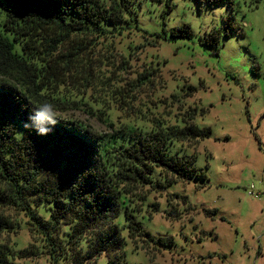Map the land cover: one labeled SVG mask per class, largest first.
Here are the masks:
<instances>
[{"label":"trees","instance_id":"trees-1","mask_svg":"<svg viewBox=\"0 0 264 264\" xmlns=\"http://www.w3.org/2000/svg\"><path fill=\"white\" fill-rule=\"evenodd\" d=\"M138 1L143 0H0V264L39 257L49 264H132L125 258L127 239L149 240L156 247L164 242L140 220L146 206L158 207L149 200L151 191L204 177L181 148L183 142L210 134L192 116L173 123L156 116L117 124L102 109L56 88L74 64L80 66L75 72L88 71L89 61L79 51L94 39L132 26L149 45L167 39L168 34L139 26ZM164 4L162 14L171 7L169 0ZM227 28L234 31L228 23L225 34ZM219 34V29L211 30L201 42L218 46ZM169 35L193 33L183 23L170 28ZM157 69L148 65L135 80L151 84ZM44 102L60 112L86 105L108 133L60 115L46 136L24 128ZM22 226L30 235L26 245L2 237Z\"/></svg>","mask_w":264,"mask_h":264},{"label":"rangeland","instance_id":"rangeland-1","mask_svg":"<svg viewBox=\"0 0 264 264\" xmlns=\"http://www.w3.org/2000/svg\"><path fill=\"white\" fill-rule=\"evenodd\" d=\"M169 3L164 14V0L135 4L139 26L168 34L167 39L149 45L134 26L94 39L79 51L89 61L88 71L75 72L80 66L74 64L56 88L102 109L117 124L156 116L173 123L192 116L196 125L210 128L208 137L181 146L204 177L151 191L149 200L158 207L146 206L140 220L164 242L156 247L149 240L127 239L129 262L264 264V2ZM183 23L193 35L172 38L170 28ZM228 23L234 31L227 28L225 34ZM218 29V46L201 42L205 33ZM148 65L157 66V72L151 84H139L135 79ZM86 110L79 104L58 113L108 133L99 116ZM2 237L22 245L30 241L25 226ZM19 262L49 264L44 257Z\"/></svg>","mask_w":264,"mask_h":264},{"label":"clouds","instance_id":"clouds-1","mask_svg":"<svg viewBox=\"0 0 264 264\" xmlns=\"http://www.w3.org/2000/svg\"><path fill=\"white\" fill-rule=\"evenodd\" d=\"M58 110L51 102H44L36 107L35 112L28 117V122L24 123V128L34 129L40 136H46L52 132L58 123Z\"/></svg>","mask_w":264,"mask_h":264}]
</instances>
